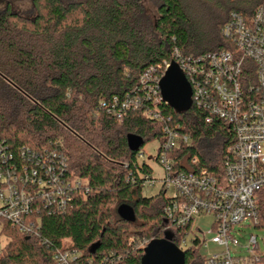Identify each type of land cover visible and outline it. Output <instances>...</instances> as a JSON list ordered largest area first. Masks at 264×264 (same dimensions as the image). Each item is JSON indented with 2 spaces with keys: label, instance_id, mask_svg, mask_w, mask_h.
<instances>
[{
  "label": "trees",
  "instance_id": "obj_1",
  "mask_svg": "<svg viewBox=\"0 0 264 264\" xmlns=\"http://www.w3.org/2000/svg\"><path fill=\"white\" fill-rule=\"evenodd\" d=\"M260 0H31L34 15L0 10V137L18 155L20 148L55 152L67 164L66 175L85 182L63 212L38 213V237H27L2 225L8 242L0 264H55L53 251L76 249L87 255L114 253L106 264H140L141 242L166 232L179 244L178 230L162 213V191L143 195L144 175L126 136L144 144L162 140L163 122L127 110L115 118L107 109L140 90L149 68L170 60L174 49L198 57L229 47L221 28L231 12L250 15ZM161 72V71H159ZM116 99V100H115ZM172 123L190 135L188 155L213 168L220 159L210 151L226 127L204 122L190 106L174 111ZM209 141V144H203ZM209 145V146H208ZM257 224L264 229V188L257 194ZM121 203L133 207L135 221L119 218ZM184 251V264H203L196 243Z\"/></svg>",
  "mask_w": 264,
  "mask_h": 264
},
{
  "label": "built area",
  "instance_id": "obj_2",
  "mask_svg": "<svg viewBox=\"0 0 264 264\" xmlns=\"http://www.w3.org/2000/svg\"><path fill=\"white\" fill-rule=\"evenodd\" d=\"M221 35L229 47L198 57L174 49L170 60L156 66L158 72L149 68L141 74V91L125 95L107 111L119 119L129 109H142L144 117L163 122L154 159L163 169L162 213L168 226L178 230L182 251L196 243L203 264H264V256L253 253L258 249L255 235L249 234L245 254L229 248V243L237 245V233L257 224L256 198L264 188V0L248 16L231 12ZM172 61L187 79L191 106L204 122L220 121L226 127L223 141L229 144L221 149L218 166L210 168L197 155H188L183 147L190 144L189 133L163 111L158 83ZM66 170L60 154L22 147L17 155L0 137V234L7 223L27 237H38L39 212H63L76 192L87 191L85 182L67 176ZM154 184L152 171L144 175V189ZM210 244L221 250L210 252ZM52 257L55 264H106L115 258L111 251L87 255L70 248L56 249Z\"/></svg>",
  "mask_w": 264,
  "mask_h": 264
},
{
  "label": "water",
  "instance_id": "obj_3",
  "mask_svg": "<svg viewBox=\"0 0 264 264\" xmlns=\"http://www.w3.org/2000/svg\"><path fill=\"white\" fill-rule=\"evenodd\" d=\"M162 100L174 111H183L191 106V88L182 71L175 62H170L159 80ZM143 139L135 134L126 136V144L130 151H137ZM120 219L135 221L133 207L121 203L116 208ZM140 264H184V251L171 241V235L166 232L161 238H153L143 248Z\"/></svg>",
  "mask_w": 264,
  "mask_h": 264
},
{
  "label": "rangeland",
  "instance_id": "obj_4",
  "mask_svg": "<svg viewBox=\"0 0 264 264\" xmlns=\"http://www.w3.org/2000/svg\"><path fill=\"white\" fill-rule=\"evenodd\" d=\"M31 0H0V10L5 9L7 6L9 10L15 12L16 14H22L26 17H32L34 15V10L30 5ZM221 141H213V144L209 146L210 148H201V151H210L214 154L215 160L220 159L221 154ZM203 144H209V141H205ZM159 146V142L157 138H152L146 141L141 145L140 152L143 153L142 157L138 158V163L144 162L151 168L152 177L155 179V184L151 187H146L143 190L144 196H151L159 192L160 188V179L163 176V169L154 159L156 155L157 148ZM249 234L255 235L257 238V250H254L253 253H261L264 256V229L257 228L253 225H249L244 228V231L237 233L235 235V239L237 241V245L229 243L230 251L235 254H245L246 250L244 245L247 243ZM8 237L4 234H0V249L8 242ZM208 250L210 252H217L221 250V247H216L214 245H208Z\"/></svg>",
  "mask_w": 264,
  "mask_h": 264
},
{
  "label": "flooded vegetation",
  "instance_id": "obj_5",
  "mask_svg": "<svg viewBox=\"0 0 264 264\" xmlns=\"http://www.w3.org/2000/svg\"><path fill=\"white\" fill-rule=\"evenodd\" d=\"M5 8H7V6Z\"/></svg>",
  "mask_w": 264,
  "mask_h": 264
}]
</instances>
